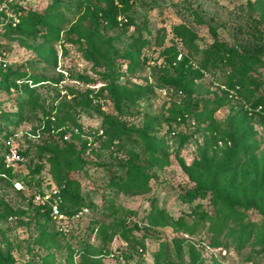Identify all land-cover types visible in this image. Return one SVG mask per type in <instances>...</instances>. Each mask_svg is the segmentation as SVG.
Here are the masks:
<instances>
[{
  "label": "rangeland",
  "instance_id": "374dc122",
  "mask_svg": "<svg viewBox=\"0 0 264 264\" xmlns=\"http://www.w3.org/2000/svg\"><path fill=\"white\" fill-rule=\"evenodd\" d=\"M49 2L0 0V14L6 16V19L0 17V69L2 72L9 69L31 72L30 65L36 64L42 72L41 75L47 80L34 93L38 104L44 109L50 107L54 99L57 102L64 100L63 91L66 87L83 93L87 90L96 91L100 86L98 84L91 87L70 79V76L80 74L90 77L95 75L92 66L78 52L77 46L67 43L65 37H70L68 28L60 31V39L56 43L5 34L4 27L10 21L12 26L17 22L14 15L9 14L10 5L42 11ZM253 3L254 0H134L128 14L130 23L100 27L102 34L111 38L112 57L119 65L118 84L146 87L150 91L147 97L138 99L133 106L123 108L125 115L122 120L127 122V129L133 131L150 125L151 135L160 142L161 147L157 152L167 154L168 160L164 161L162 167L143 168L148 175L147 193L117 192L111 186V178L119 180L124 177L123 164L129 160L130 153L138 156V164L141 165L146 159L143 144L131 136H122L117 140H110L104 134L92 136V143L86 147L83 155L82 168L74 172L72 177L78 180L81 195L94 209H88V214L80 220L69 221L68 233L65 236L55 234L52 223L44 224L42 220L34 217V206L32 203L29 205L27 199L23 200L18 196L13 184L11 188L0 182V202L18 213L8 219L0 218V264H79L83 248H94L87 258L94 259L99 264H155L154 258L161 253L164 256V263L161 264H264L260 248H253L252 244H246L241 249L231 242L213 247V236L208 231L207 224L198 226L192 233L159 223L154 224L157 222L158 211H164L174 219L183 216L187 220L190 208L195 203L189 206L180 197L192 188L187 177L190 165L201 157L204 150L208 156L204 169L213 161L233 158L234 149L231 147L234 144L228 140L227 135L233 136L235 133L237 138L238 131L252 134L248 144L241 143L240 147L250 146L252 151L248 158L252 156L258 161L264 159V126L261 120L257 117L253 121L247 120L243 123L239 120L242 119L241 108L252 114L257 112V109L250 107L237 92L224 89L221 83L213 79V75L205 73L196 81L192 99H222L221 105H209L204 108L217 123L218 132L209 130L206 113L197 119L195 116L185 115L183 121H178L176 114L185 97L180 91L161 84L162 60L158 57L160 48L169 46L172 42L171 29L180 23H186L193 28L200 48H204L213 39L209 27L215 29L219 41L228 45L255 48V42L249 36L252 30L249 16L256 14L248 9V5ZM77 13L78 10L74 9L59 11L63 20L70 23L75 21ZM138 37L149 40V44L140 50L137 71L128 73L127 61L122 57L131 50V45ZM40 43L41 47L33 48ZM179 49L195 68L199 57L180 47ZM260 58L263 60L264 54H261ZM97 70L105 71L104 68ZM220 77L219 73L215 74V78ZM252 77L257 79L259 87L251 89L253 95L250 100L264 96V67L257 68ZM11 94L12 96H8L4 92L0 93L1 108L10 110L9 98L13 97L15 92L12 91ZM102 98L98 103L100 110L94 103L87 112L78 113L76 124L80 128L90 132L96 131L100 125V113L113 118L119 117V112L113 109L107 97L103 95ZM35 115L36 118L22 122L15 137L8 140L17 148L19 154L32 142L35 145L40 144L41 139L31 137L35 131H39L42 139L46 137V133H41L40 130L44 115L41 111L35 112ZM5 146L7 147L6 143ZM30 149H26L28 155L24 162L14 168L18 169L20 177L28 176L33 169L36 155ZM6 155L7 151L0 152L4 162ZM244 161L245 159H242L241 163ZM38 177L41 178L42 186L50 183L46 169L40 172ZM24 192L26 196L30 194L29 190ZM245 199L264 202V183L257 191L247 189ZM201 203L211 212L206 200ZM152 209L155 211L151 213ZM248 217L256 224L261 223L262 216L259 214L250 211ZM150 218L153 222H150ZM121 222H125L126 226L136 223L141 229L133 232L130 237L142 241V251H138L139 255L134 254L128 260L116 257L126 246L119 236L118 229L112 240L106 243L99 234L103 227L107 228V233L113 232L110 227H119ZM145 226H148V234L142 240ZM100 248L108 253H95Z\"/></svg>",
  "mask_w": 264,
  "mask_h": 264
},
{
  "label": "trees",
  "instance_id": "16d2710c",
  "mask_svg": "<svg viewBox=\"0 0 264 264\" xmlns=\"http://www.w3.org/2000/svg\"><path fill=\"white\" fill-rule=\"evenodd\" d=\"M49 4L42 11L25 9L21 6L10 5L9 14L14 15L16 23L12 26L11 21L4 27L5 34L17 35L24 39H42L49 43H56L60 39V31L68 28L70 37H65L67 43L77 46V50L82 54L92 68L95 77L87 75L70 76L73 81H78L84 85L94 87L100 84L96 91L87 90L80 93L72 88H64V100H53L50 107L44 109L38 104L37 96L34 94L36 89L41 87L47 80L41 75L42 72L35 66L30 65L31 72H20L19 70H7L2 72L0 69V93L4 92L9 98L10 110L0 107V152H6L5 143L15 137L19 126L25 120L36 118L35 112L43 113L41 133H46L45 138H41L39 131L32 134V138L41 139L40 144H28L27 148L34 151L36 155L33 169L28 176L20 177L18 169L14 166H6L4 159L0 156V182L5 183L12 188L15 182L23 186L22 190L15 191L23 200L32 203V196L43 190L56 187L59 190L61 199L60 209L67 215H72L81 208L94 209L90 202H86L80 193V184L78 180L72 177V174L82 168L83 155L87 147L86 140L80 134H74V128L80 126L76 124V116L79 112H87L93 104H98L103 95L107 97L114 110L119 112V117L113 118L109 115H100V125L97 130H103V134L110 140H117L122 136H131L140 140L146 153V159L138 164V156L130 153L129 160L123 164L124 177L119 180L111 178V186L117 192H129L131 194H144L149 191L148 175L143 168L162 167L164 161L168 160L167 154L158 153L160 142L151 135L152 128L145 125L141 130L127 129V122L122 120L124 107L133 106V104L142 97H147L150 91L146 87L127 86L118 84L119 65L112 57L111 38L104 36L100 27H114L124 22L130 23L128 16L132 9L134 0H49ZM77 1V2H76ZM78 10L74 22L63 20L59 11ZM248 9L254 12L251 17L252 30L249 34L251 40L255 43V48H245L242 46L228 45L217 39L214 28L209 27L212 34L211 43L204 48L197 44V35L193 28L186 23L175 25L171 29L173 39L169 46L160 48L158 57L162 60L161 84L174 88L184 95V103L176 114L178 121H183L186 116H195L199 118L201 114L206 113L209 120V130L218 132V125L212 119L207 109L209 105H221L222 99L218 97L211 100H193L192 93L196 90L195 83L200 80L205 73L213 75V79L224 87V89L233 90L241 96L246 103L253 109L261 108L260 111L249 113L241 108L242 120L253 121L261 120L264 126V96L250 100L253 95L252 88L257 89L259 82L252 77L259 67H264V59L260 55L264 54V0H254L253 5L249 4ZM0 17L6 19L5 14ZM2 23V22H0ZM149 30L147 34L149 35ZM42 43V42H41ZM41 43L33 48L41 47ZM149 44V40H143L138 37L131 45V50L126 52L122 59L127 61L126 71L134 73L140 63V50ZM160 47V46H159ZM182 48L186 52L198 56L196 67L192 66L185 55L181 54ZM179 58V59H178ZM144 62V60H143ZM104 68L105 71L97 70ZM221 75L220 79L215 78V74ZM20 82V84H19ZM69 97L68 100H65ZM1 104V102H0ZM97 111V109H96ZM96 130V131H97ZM132 130L131 132H127ZM69 135L64 140L65 135ZM227 135L228 140L233 142V158L221 161H213L204 169V164L208 160L206 150L201 157L190 165L187 174L189 182L192 184L191 190L180 197L187 205H193L190 213L186 217L181 216L174 219L164 211H158L157 222L162 226L174 227L186 233H192L198 226L208 225V231L213 236V247H218L223 243L234 244L241 249L246 244H252V247L260 248L264 257V202L255 200L247 201L245 195L247 189L258 190L264 183V159L256 160L251 155L252 149L249 147H240L241 143L248 144L252 134L245 131L237 132V138ZM225 145V141L223 142ZM26 148V149H27ZM20 152L23 162L28 155V150ZM219 149V148H218ZM245 159L243 163L241 160ZM46 169L50 183L42 186L40 172ZM37 177V178H35ZM30 194L26 196L24 191ZM210 205L211 212L207 211L202 201ZM33 205V204H32ZM32 208L34 217L42 220L44 224L52 223L49 211L41 209L35 205ZM155 210H151V213ZM254 212L262 216L261 223L256 224L248 217L249 212ZM4 203L0 202V218L8 219L17 216ZM152 219L150 218V222ZM153 222V221H152ZM121 222L119 227H110L113 232L107 233V228H101L99 234L103 242L112 240L118 229L119 236L125 241V250L119 253L120 259L128 260L134 254L141 252L143 248L142 241H136L130 237L135 231H141L137 224L126 226ZM55 234H59L53 223ZM121 228V230H119ZM144 237H147L148 226L143 227ZM222 239V240H221ZM138 247L140 248L138 250ZM226 247V246H225ZM94 248L84 249L80 254L79 264H99L98 261L87 257L93 253ZM108 253L100 248L95 253ZM113 256V255H112ZM158 257L160 258L158 260ZM154 258L155 264L164 263V256L159 254Z\"/></svg>",
  "mask_w": 264,
  "mask_h": 264
},
{
  "label": "built area",
  "instance_id": "2783aa9c",
  "mask_svg": "<svg viewBox=\"0 0 264 264\" xmlns=\"http://www.w3.org/2000/svg\"><path fill=\"white\" fill-rule=\"evenodd\" d=\"M261 108L258 107L257 111H260ZM85 131L81 136L86 140L87 146H89L92 142V136H102L103 132L101 130L90 132L87 129L81 128V132L78 129L73 130L74 134H80L82 131ZM64 140H67V135H65ZM7 155L5 158L6 166H14V164L22 162L23 157L19 154L17 148L13 145V143L7 141ZM13 186L16 190H22L23 186L15 182ZM32 204L43 209H47L49 211L50 217L52 219V223L56 229V231L65 236L68 233L67 224L71 220H80L84 216L88 214L87 208H81L77 210L72 215H67L61 211V199L59 196V190L56 187H52L47 190H43L41 192H37L32 196Z\"/></svg>",
  "mask_w": 264,
  "mask_h": 264
}]
</instances>
